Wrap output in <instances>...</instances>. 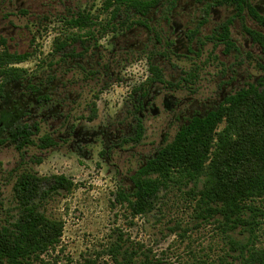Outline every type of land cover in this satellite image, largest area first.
Instances as JSON below:
<instances>
[{
  "label": "rangeland",
  "instance_id": "rangeland-1",
  "mask_svg": "<svg viewBox=\"0 0 264 264\" xmlns=\"http://www.w3.org/2000/svg\"><path fill=\"white\" fill-rule=\"evenodd\" d=\"M102 1L94 0L91 7L85 5L87 11L90 8L89 12L98 15L100 23L108 18L99 11ZM187 3L188 0L181 2L178 16L184 15L182 8L189 10ZM261 7L264 10V5ZM64 12L56 9L45 19L11 18L15 29L10 28L14 34L7 41L10 52H35L20 68L34 82L44 80L49 73L56 78L48 103H39L22 86L5 88L8 102L0 100V139L7 136L11 124H36L40 131L34 140L38 143V138L48 134L57 145L47 150L30 146L22 153L9 142L0 145V228L16 212L12 187L17 175L30 170L41 177L62 175L76 185L70 194L61 193L44 205L48 217L64 223L63 235L55 250L44 254L36 264H113L108 250L114 242L124 243L141 258L144 253L162 264L231 262L235 253L229 250L220 226L214 220L199 218L195 201L186 193L189 188L162 192L157 210L136 218L116 203L115 194L119 190L132 191L130 175L170 142L187 118L217 107L228 91L264 80V45L247 32L264 36V27L247 14L232 19L230 9H216L206 16V25L199 31L200 41L184 46L168 48L162 40L155 48V42H147L142 30L134 39L138 45L146 43L145 52H157L153 62L161 68L166 84H153L140 96L133 90L143 88L150 77L148 74L144 79L145 73L141 74L149 65L148 58L144 53L137 59L123 60L112 52L111 32L97 41V63L90 52L85 59L67 63L50 57L54 40L65 32ZM191 14L176 22L183 28H194L203 13L200 10ZM226 19L231 23L235 50L206 40ZM42 60L55 63L53 71L41 64ZM104 65L109 67L107 87H102L109 80L102 69ZM91 69L99 72L89 76ZM191 70L197 76L195 82L183 83L184 73ZM93 104L95 117L89 121ZM135 117L142 120L145 130L138 144L129 141L134 136ZM258 219L255 244L264 247V214ZM239 230L229 235L244 243L248 234Z\"/></svg>",
  "mask_w": 264,
  "mask_h": 264
},
{
  "label": "trees",
  "instance_id": "trees-1",
  "mask_svg": "<svg viewBox=\"0 0 264 264\" xmlns=\"http://www.w3.org/2000/svg\"><path fill=\"white\" fill-rule=\"evenodd\" d=\"M174 2L103 0L99 11L108 16L103 23L98 21V15L71 13L63 18L65 32L54 40L50 57L67 63L85 59L90 52L94 63H97L100 58L97 41L111 32L114 42L112 52L120 54L123 60L129 57L137 59L146 54L150 77L143 88L133 90L143 96L151 85L166 84L161 68L153 62L158 54L155 51L128 54L119 40L128 31L136 35L137 30L142 29L147 31L156 48V42L161 37L153 26L152 16L160 6L172 7ZM197 2H206L209 6L227 5L234 9L237 17L243 18L244 14H248L264 26V18L256 12L251 0ZM198 29L190 33L191 40L200 41L195 34ZM247 32L252 39L264 45V36L255 31ZM206 40L213 41L214 45L233 46L228 25L220 27ZM0 45L3 47L0 48V100L8 102L5 88L18 85L36 96L39 103L51 101V86L56 76L49 73L44 80L34 82L26 70L17 66L35 56V52H10L3 40H0ZM40 63L47 64L51 71L55 67V63L43 60ZM102 69L109 77V67L104 65ZM98 72L91 69L88 73L94 76ZM184 75L182 81L186 84L195 82L197 78L193 70ZM109 81L110 77L102 87H107ZM135 111L138 112L137 109ZM95 112L93 104L89 121L94 119ZM135 119L134 136L129 141L138 144L145 130L142 120ZM39 131L36 124H11L7 136L0 139V145L9 142L19 153L30 146L47 150L57 145L48 134L38 138L37 143L33 137ZM37 162L40 163V159ZM129 179L132 191H117L115 201L124 206L132 218L155 212L162 192L172 188H189L186 193L195 201L194 209L199 218L216 221L225 235L229 250L235 253L231 262L222 260L214 264H264V247L255 244L256 231L260 227L258 218L264 214V80L259 79L229 94L205 114L187 118L173 139L159 147L153 157L147 159ZM75 188L76 185L62 175L41 177L30 170H23L17 175L12 187L16 212L0 228V264H36L41 262L44 254L55 250L61 241L64 223L48 217L44 205L61 193L70 194ZM238 229L248 234L246 242H236L229 235ZM108 251L113 264H162L144 253L143 258L139 257V253L129 251L124 243L114 242Z\"/></svg>",
  "mask_w": 264,
  "mask_h": 264
},
{
  "label": "flooded vegetation",
  "instance_id": "flooded-vegetation-1",
  "mask_svg": "<svg viewBox=\"0 0 264 264\" xmlns=\"http://www.w3.org/2000/svg\"><path fill=\"white\" fill-rule=\"evenodd\" d=\"M93 1L94 0H0V40H3L5 42V47L9 50L7 46V41L10 40L14 34V31L12 29L10 30V28L13 27V29H15V26L11 24V18L31 20L32 18L36 17V18L45 19L48 16L54 14L56 9H58L59 11L65 10L64 13H67V15L75 12H88L94 16L95 14L89 12L90 8L87 11L85 7V5L87 4H90L91 7ZM182 1L183 0H175L174 6L172 7L160 6L158 9L155 10L154 15L152 16L153 26L156 28V30L158 31L161 37V39L158 42H156V45H160L162 40H165L164 45L168 48L171 46L174 47L179 45L184 46V44L193 43L194 40H191L189 38L190 33L193 32L196 28H199L195 32L196 36H199V31L203 28L204 25H206L207 22L206 16H210L211 11L213 12L216 9L217 10L230 9L233 12L232 19L240 18L236 16V13L234 12V9L232 7H229L227 5L209 6L208 4H206V2L200 3L197 2V0H188L186 6H190L189 10L187 11L185 7L182 8L184 15L178 16L177 10L180 8V4ZM251 3L254 9L256 10V12L264 18L263 16L264 10L261 7V5H264V0H257V4L255 5L253 4V0H251ZM200 10H202L203 15L198 20L194 28H191L190 26H188L187 28H183L182 24H178L176 22V20H180L181 18L183 19L184 17H188L192 15L191 13H194L196 11L198 12ZM244 16H246V14H244ZM253 21L259 26L264 27L263 25L257 23L254 19ZM224 25H228L229 35L231 39V33H230L231 23H229V19H226L223 23H221L218 26V28H215L213 30V33L216 30H219V28ZM141 30L142 29L137 30L136 35L140 33ZM144 31L146 33L147 42H148L149 36L147 35V31L146 30ZM136 35L133 32L128 31L122 34L121 39L119 40V43L124 47L125 52H127L128 54H132L134 52L141 53L145 51L146 43L138 45L139 41L134 39ZM127 42L129 43L127 44ZM231 42L233 43V46H231L230 48L226 47V45L222 43L218 45L219 46L222 45L226 49L235 50L234 42L232 40ZM0 48L3 47L0 45ZM174 52L176 51L174 50ZM26 62L27 61L23 63ZM239 89L240 88H237L234 91L226 92L225 96L222 97V100L229 94L234 93Z\"/></svg>",
  "mask_w": 264,
  "mask_h": 264
},
{
  "label": "built area",
  "instance_id": "built-area-1",
  "mask_svg": "<svg viewBox=\"0 0 264 264\" xmlns=\"http://www.w3.org/2000/svg\"><path fill=\"white\" fill-rule=\"evenodd\" d=\"M21 65V64H20ZM20 65H17L18 67H20ZM140 69V68H139ZM142 73H145V78L144 79H146L147 77H148V74H150V70H149V65H148V67H146V69L145 70H142V72H141V74ZM149 78V77H148Z\"/></svg>",
  "mask_w": 264,
  "mask_h": 264
}]
</instances>
